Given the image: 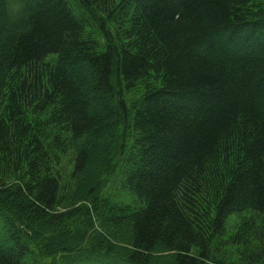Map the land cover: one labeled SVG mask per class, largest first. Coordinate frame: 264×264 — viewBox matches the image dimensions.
I'll list each match as a JSON object with an SVG mask.
<instances>
[{"label":"trees","instance_id":"obj_1","mask_svg":"<svg viewBox=\"0 0 264 264\" xmlns=\"http://www.w3.org/2000/svg\"><path fill=\"white\" fill-rule=\"evenodd\" d=\"M0 264H264V0H0Z\"/></svg>","mask_w":264,"mask_h":264},{"label":"rangeland","instance_id":"obj_2","mask_svg":"<svg viewBox=\"0 0 264 264\" xmlns=\"http://www.w3.org/2000/svg\"><path fill=\"white\" fill-rule=\"evenodd\" d=\"M113 84H114V86H115V90H118V87H117V85H116V81H115V79H113ZM120 95H121V94L119 93L118 96H117V98L121 99L122 96H120ZM126 99H127V97H126ZM114 168H115V167H114ZM114 168H113V171H114ZM113 171H112V173H111L112 175H113ZM112 178H113V177H112ZM113 181H114V180H113ZM113 181H112V182L110 181V182L108 183L109 185L107 184V187L104 189V190H105V191H104V192H105V195L109 193L110 197H111L112 192L114 191V188H112V186H113ZM105 195H104V196H105ZM229 252L232 253L231 250H229ZM54 259H55V257H50V256L47 257V261H48V262H51V261H53ZM57 260H58L59 262H61V263L63 262V260H62V258H61V255H58V256H57Z\"/></svg>","mask_w":264,"mask_h":264}]
</instances>
